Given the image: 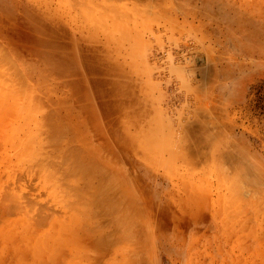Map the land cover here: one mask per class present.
I'll return each mask as SVG.
<instances>
[{
    "label": "rangeland",
    "instance_id": "obj_1",
    "mask_svg": "<svg viewBox=\"0 0 264 264\" xmlns=\"http://www.w3.org/2000/svg\"><path fill=\"white\" fill-rule=\"evenodd\" d=\"M0 264H264V0H0Z\"/></svg>",
    "mask_w": 264,
    "mask_h": 264
},
{
    "label": "bare ground",
    "instance_id": "obj_2",
    "mask_svg": "<svg viewBox=\"0 0 264 264\" xmlns=\"http://www.w3.org/2000/svg\"><path fill=\"white\" fill-rule=\"evenodd\" d=\"M117 58V57H116ZM145 139V138H144ZM145 142V141H144ZM151 146V145H150ZM170 152V151H169ZM59 158V157H58ZM183 159V158H182ZM62 163H63V161H62ZM126 204V203H125ZM131 228V227H130ZM130 228H129V230H130Z\"/></svg>",
    "mask_w": 264,
    "mask_h": 264
}]
</instances>
